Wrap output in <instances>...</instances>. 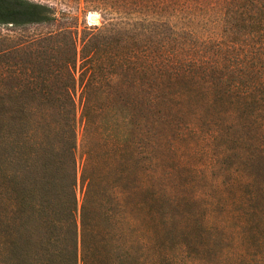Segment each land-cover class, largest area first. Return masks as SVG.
<instances>
[{"label":"trees","instance_id":"obj_1","mask_svg":"<svg viewBox=\"0 0 264 264\" xmlns=\"http://www.w3.org/2000/svg\"><path fill=\"white\" fill-rule=\"evenodd\" d=\"M120 2L118 13L131 6L124 16L146 22L153 39L83 50L78 66L74 50L65 68L72 80L79 73L80 112L71 96L63 103L72 112L59 153L44 151L56 122L11 117L20 152L43 159L27 184L8 180L9 259L264 264V0ZM51 18L44 4L0 0V23ZM114 88L133 98L104 94ZM216 167L226 176L205 175Z\"/></svg>","mask_w":264,"mask_h":264},{"label":"rangeland","instance_id":"obj_2","mask_svg":"<svg viewBox=\"0 0 264 264\" xmlns=\"http://www.w3.org/2000/svg\"><path fill=\"white\" fill-rule=\"evenodd\" d=\"M29 1L48 6L52 18L44 22L0 23V264H16L9 259L8 249L6 201L11 188L8 180L12 177L21 186L27 184L30 177L35 178L42 173L43 151L29 157L20 152L10 138L17 126L11 117L23 113H28L29 116L43 114L47 117V123L59 122L58 125L53 123L54 126L48 127L47 132L50 134L44 140L46 156L59 153V142L56 140L61 137L64 123L62 118L72 112L63 103L71 96L75 111L80 112L82 87L78 79L79 73L76 72L72 80L65 68L71 61L74 50L78 66L83 50L99 51L105 55L109 50L128 49V46H140L153 39V32L145 27L146 22L141 25L124 16L133 11L131 6L127 4L124 7L126 14L118 13L117 7H121V0ZM92 14L95 18L90 17ZM104 94L112 98L123 96L130 101L134 92L129 89L120 92L114 88ZM159 151L161 153L158 147L153 146L154 154ZM226 174L225 167L205 171V175L210 177L222 175L223 178ZM76 178L75 192L80 201L84 187L80 182L79 168ZM55 238L59 239L57 233L52 239L58 245ZM41 240L46 241L44 238ZM176 241L178 238H171L170 246L174 248ZM51 245L53 244H46V247L51 249Z\"/></svg>","mask_w":264,"mask_h":264},{"label":"bare ground","instance_id":"obj_3","mask_svg":"<svg viewBox=\"0 0 264 264\" xmlns=\"http://www.w3.org/2000/svg\"><path fill=\"white\" fill-rule=\"evenodd\" d=\"M90 17L95 18V15L92 14V15H90Z\"/></svg>","mask_w":264,"mask_h":264}]
</instances>
